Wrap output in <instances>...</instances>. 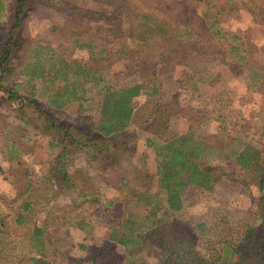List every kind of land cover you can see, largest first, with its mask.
Returning <instances> with one entry per match:
<instances>
[{
	"label": "rangeland",
	"instance_id": "obj_1",
	"mask_svg": "<svg viewBox=\"0 0 264 264\" xmlns=\"http://www.w3.org/2000/svg\"><path fill=\"white\" fill-rule=\"evenodd\" d=\"M3 1L0 44L16 0ZM48 1L52 6L31 0L19 29L11 83L18 84L21 98L9 100L8 93L0 92V264H32L30 256L39 254L31 249L37 239L31 240L33 245L29 240L34 225L42 227V254L51 264H123L124 248L109 241L107 234L113 222H121L125 210L134 209L130 196L140 188L139 177L155 172L156 146L186 132L202 140V162L217 166L223 177L211 193L187 196L184 192L187 207L182 217L208 225L204 239L208 245L203 247V254L210 258L209 248L236 231L257 238L259 190L252 181L243 186L233 159L244 146L252 145L261 152L257 163L264 170V0H231L236 8L231 7L220 23L227 33L217 39L205 34L203 28L200 31L211 49H206L199 60L188 54L184 42L170 44L149 36L126 45L124 37L103 32L100 40L108 56H89L85 47H76L67 37V29L74 27L71 7L90 12V27L114 17L105 7L109 4L105 0ZM171 1L130 3H149L158 10L160 6L172 9L175 5ZM205 2L185 0L184 7L203 12ZM177 13L178 9L171 16L176 24L185 19ZM126 14L131 15L130 10ZM77 20L82 24L84 19L79 15ZM189 20L198 21L193 16ZM230 43H239L238 49L230 51ZM121 44L126 49L120 51ZM51 51L97 70L100 81L92 87V83L86 85V96H93L95 101L99 87L118 89L139 83L146 91L156 88L155 101L173 102L179 112L167 123L162 122L154 136L147 130L150 119H144L153 99L139 95L140 105L126 127L127 133L118 139L122 147L114 148V139L113 143L108 138L96 139L100 136L95 133L99 118L95 103L72 102L55 108L49 103L51 86L47 81L28 82L27 75L20 73L38 59L39 53L47 68L45 57ZM38 108L55 122H48ZM56 123L72 132L74 143L62 140ZM148 139L153 140L152 145L147 144ZM108 141L111 154L88 146L89 142ZM63 144L68 146V153L62 156ZM23 201L28 202L27 209ZM158 256L151 248L146 260L154 261Z\"/></svg>",
	"mask_w": 264,
	"mask_h": 264
},
{
	"label": "trees",
	"instance_id": "obj_2",
	"mask_svg": "<svg viewBox=\"0 0 264 264\" xmlns=\"http://www.w3.org/2000/svg\"><path fill=\"white\" fill-rule=\"evenodd\" d=\"M30 1L16 0L8 21H5L7 31L4 41L0 44V92L8 93L9 100L21 98L18 84L11 83L15 72L12 68V60L19 29L26 19ZM41 1L47 6H52L48 0H38ZM205 1L203 12H197L189 11L192 7H184L185 0H172L170 3L175 5L172 9L160 6V11L149 3L132 5L130 0H105L106 4H109L105 7L109 9V13L114 14V17H106L104 14L106 18L102 24H97L98 26L94 24L90 27L87 26V23H91L90 12L78 10L72 5L71 17L74 27L67 29V37L74 40L76 47H85L89 56L101 54L108 56L109 52L104 42L100 40L101 32L109 36L124 37L127 41L126 45L128 43L135 45L152 36L170 44L184 42L188 45V54L193 59L199 60V56L203 55L206 49H211L204 42V36L200 32L202 28L206 30L205 34L220 39L218 36L227 33V30L220 25L222 19L230 12L231 7L236 8L231 0ZM73 2L75 1H70L72 4ZM4 9L5 3L0 0V19L3 18ZM176 9H178L176 15L185 16V19L178 24L171 18ZM127 10H130L131 15L126 14ZM62 11L68 10L59 9V12ZM189 13L191 16L186 17ZM79 15L84 19L82 24L77 20ZM192 16L197 17L199 22L190 21ZM232 36L240 37L238 34ZM228 47L230 51H234L238 49L239 43H230ZM122 49L126 48L121 44L120 51ZM50 53L45 57L49 64L47 68L41 63L39 53L38 59L33 60L20 73L27 75L28 82L37 79L42 82L47 81L51 86L49 103L55 108H62L72 102L79 105L95 103V108L99 112L95 133L100 136L96 139L108 138L112 143L114 139L116 141L113 144L114 148L122 147L118 139L127 133L126 127L133 118L135 108L140 105L137 101L139 95L145 94L153 99L154 104L150 109L145 110L144 119L146 121L150 119L147 130L154 136L160 132L162 122L167 123L172 115L179 112L178 106L173 102L155 101L153 97L158 92L156 88L146 91L139 83L118 89L108 86L99 87L98 99L95 101L93 96H86L88 90L86 85L92 83V87L100 81L101 76L96 74L97 70L77 60H68L59 52ZM27 99L32 105L35 104L32 98ZM84 107L90 108L89 105ZM38 111L44 114L48 122L53 123L54 119L51 115L41 108H38ZM55 125L62 130V140L74 143L72 132L62 125L57 123ZM147 144L152 145L153 140L148 139ZM123 145L125 146V143ZM88 146L108 154L112 153L109 150L111 146L109 141L99 144L89 142ZM67 148L66 144L62 145V156L68 153ZM204 149L202 140L189 132L171 137L156 146L155 172L139 177L140 188L130 196L134 209L125 210L121 222H113L107 234L109 241L118 243L124 248L123 264H264V170L257 163L262 157L258 148L246 145L235 154L233 159L234 168L241 177L240 182L243 186L248 187V182L252 181L259 190L256 209L260 222L257 238L236 231L234 235L230 234V237L219 239L216 246L209 248L210 258H208L202 252L203 247L208 245L204 243L208 225L204 221L191 222L182 217L189 194L195 196L198 193H211L217 184L222 183L223 177L219 168L202 162L201 155ZM59 157L61 158V155ZM58 168L64 174L67 173L66 168L63 169L61 166ZM27 206L28 202L23 201V208L27 209ZM35 239L37 244L33 245L31 240ZM29 240L34 246L31 249L39 253L30 256L32 264H51L42 254L45 242L42 238L41 226H33ZM151 248L159 253L154 261L146 260V254Z\"/></svg>",
	"mask_w": 264,
	"mask_h": 264
}]
</instances>
